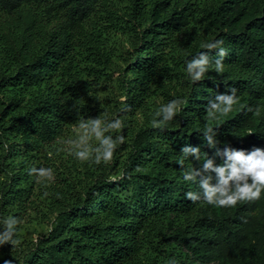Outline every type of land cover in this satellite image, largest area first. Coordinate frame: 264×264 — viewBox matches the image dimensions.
Returning <instances> with one entry per match:
<instances>
[{"label":"trees","instance_id":"obj_1","mask_svg":"<svg viewBox=\"0 0 264 264\" xmlns=\"http://www.w3.org/2000/svg\"><path fill=\"white\" fill-rule=\"evenodd\" d=\"M219 37L225 71L192 83L185 59ZM228 86L238 102L207 118ZM177 96L182 111L153 128ZM99 115L122 119L124 143L107 164L77 161V120ZM205 123L218 147H264V0H0V218L22 220L0 264H264V194L223 208L184 197L196 185L174 158L214 152ZM28 218L47 225L36 239Z\"/></svg>","mask_w":264,"mask_h":264},{"label":"clouds","instance_id":"obj_2","mask_svg":"<svg viewBox=\"0 0 264 264\" xmlns=\"http://www.w3.org/2000/svg\"><path fill=\"white\" fill-rule=\"evenodd\" d=\"M223 37L203 40L199 47L208 51H200L184 61L186 78L192 83L202 81L212 70L218 74L225 71L224 57L226 50ZM211 50H216V57H211ZM237 88L228 86L226 91L214 92L206 97L204 111L206 117L216 119L232 111L238 102ZM188 102L187 96H177L160 104L149 123L153 128L168 127ZM80 134L67 141L71 145V154L81 162L99 165L112 161L116 149L124 143L122 134L113 135L115 130L124 128L119 116L105 119L100 115L85 119L81 116L76 123ZM202 141L214 149L211 155L202 152L200 146L184 145L174 162L181 166L180 172L185 182L196 185V190L184 192V197L192 203H205L218 207H232L242 201H253L264 194V147L252 146L249 149L235 148L228 143L218 147L220 141L214 127L205 123L200 129ZM96 141V143H94ZM219 158V162H217ZM193 161L199 162L195 166ZM29 175L36 178L53 179L54 170L50 167H30ZM22 220L18 216L0 218V246L19 243V227ZM3 264H13L12 260H4Z\"/></svg>","mask_w":264,"mask_h":264},{"label":"rangeland","instance_id":"obj_3","mask_svg":"<svg viewBox=\"0 0 264 264\" xmlns=\"http://www.w3.org/2000/svg\"><path fill=\"white\" fill-rule=\"evenodd\" d=\"M79 134H77L78 136ZM27 225L29 226V231L30 233H34V239H36L38 237L39 233H43V232H38L40 230H42L43 228L47 229V225L44 223L42 225L38 224L37 219L33 220V218H28L27 221Z\"/></svg>","mask_w":264,"mask_h":264}]
</instances>
